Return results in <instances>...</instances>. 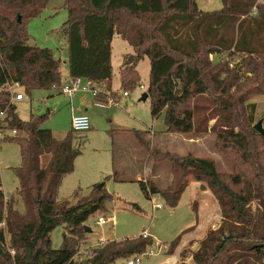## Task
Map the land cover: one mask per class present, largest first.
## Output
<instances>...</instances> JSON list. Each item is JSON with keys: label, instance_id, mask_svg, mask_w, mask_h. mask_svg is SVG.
Instances as JSON below:
<instances>
[{"label": "trees", "instance_id": "16d2710c", "mask_svg": "<svg viewBox=\"0 0 264 264\" xmlns=\"http://www.w3.org/2000/svg\"><path fill=\"white\" fill-rule=\"evenodd\" d=\"M49 1L0 0V113L5 112L0 131H15L19 140L16 193L25 207L20 213L18 199L6 197L0 178V264H115L146 253L152 245L150 236L141 235L87 247L88 221L109 211L115 197L101 182L90 186L87 195L76 190L74 203L59 199L62 182L81 154L74 147V134L57 141L41 126L48 115H31L24 121L10 102L17 85L27 92L62 91L85 79L111 89L115 35L134 51L123 58V93L136 86L137 66L147 57L150 77L145 93L152 117L165 114L166 134L215 131L223 151L249 167L244 172L236 164L233 174H222L213 160L160 152L144 138L153 135L151 130L134 131L138 144L148 151L147 161L153 159L151 175L165 161L173 167L166 187L150 179L136 181L142 192L149 199L159 195L176 208L191 182L207 183L218 200L222 223L199 242L192 254L195 264H264V135L254 129L259 120L264 126V111L254 102L264 97V5L257 0H222L220 10L205 12L198 0H65V77L62 60L50 49L28 45V24ZM199 97H208L215 108L196 104ZM199 112L206 114L197 118ZM214 119L216 124L209 126ZM106 179L123 181L116 168ZM60 226L65 232L56 250L51 234ZM180 239L166 255L174 254ZM187 253H180L179 264H186Z\"/></svg>", "mask_w": 264, "mask_h": 264}, {"label": "rangeland", "instance_id": "374dc122", "mask_svg": "<svg viewBox=\"0 0 264 264\" xmlns=\"http://www.w3.org/2000/svg\"><path fill=\"white\" fill-rule=\"evenodd\" d=\"M197 3L199 9L205 12L218 11L222 8V0H198ZM64 4L65 0H50L42 14L29 22L28 45L50 49L56 58L62 60V72L68 76L67 42L62 31L68 12ZM133 52V48L126 40L119 35L114 36L111 56L112 87L111 89L99 87L103 91L116 94L120 106L99 108L95 105V98L90 93L81 91L70 97L55 89H35L27 92L23 87L14 88L15 93L22 94L25 98L23 102L17 103V113L22 120H29L31 115H48L41 126L43 129L50 130L54 139L63 141L71 133L75 136L74 147L81 154L75 161L74 171L62 182L59 199H67L74 203L76 190L80 188L83 190V195H87L88 187L102 182L104 177L111 174L114 141L115 144L126 145L131 138L137 145L134 131L154 132L157 138L153 141L147 136L148 133L144 134V138L148 140L150 147L160 152L213 160L218 172L222 174H233L236 164L240 171L249 172L247 165H242L233 154L223 151L215 131L210 130L203 134H173L169 136V140L161 138L167 136L165 114L153 118L150 99L141 100L149 86L150 61L147 57L137 66L139 81L129 90L130 96H123L124 90L121 88L123 58ZM214 61H217L216 56ZM81 85H87V81L81 80ZM141 85L144 88H141ZM101 95L105 97L104 93ZM254 102L258 105L259 111H264V97L255 98ZM195 103L215 108L208 97H199ZM80 113L90 117L91 129L74 133L72 118ZM205 114L201 115L199 112L196 116L199 118ZM215 124L216 119L212 120L209 126ZM6 135L12 139H5ZM14 135L11 131L7 134L0 131V178L6 197L14 196L18 199V209L24 214L25 207L16 193L19 189V180L15 171L21 166V150L19 140ZM143 151L144 153L137 154V157L145 156L148 152L146 148H143ZM152 164L153 159H150L148 161L150 169ZM172 168L168 161L157 166L155 173L160 177L161 187L170 185L173 179ZM104 181L106 189L115 197V200L108 204L109 211L102 215L97 214L88 221L87 226L92 232L89 234L87 247L96 248L105 241L135 238L147 233L153 243L147 249L146 255L140 257V261L134 264H177L180 252L187 242L185 231L196 227L197 232L200 230L203 233L207 220L216 209V202L219 216L217 222L216 219L213 220L214 225L210 224L208 232L218 229L222 223V212L218 200L207 183H200L205 187L202 192L208 191L206 195H202V192L198 195L195 189L188 186L181 194L177 207L171 208L159 195H154L152 199L147 198L136 182L120 183L111 179ZM154 205L162 207L154 208ZM100 216L106 217L109 222L102 226L98 225L96 221ZM64 232L65 229L62 226L52 232L53 249L59 250L62 247ZM178 238L181 239L174 254L166 255L167 248ZM187 246V254L190 258L187 259L186 264H195L191 257L199 248V242L191 241ZM150 251H153L154 255H148ZM135 258L132 256L125 260H118L115 264H129V261Z\"/></svg>", "mask_w": 264, "mask_h": 264}, {"label": "crops", "instance_id": "0c3cea01", "mask_svg": "<svg viewBox=\"0 0 264 264\" xmlns=\"http://www.w3.org/2000/svg\"><path fill=\"white\" fill-rule=\"evenodd\" d=\"M63 75L66 77V75L64 73H63ZM101 87H103V86H101ZM24 99L25 98L23 97V99L21 101H18V102H23ZM18 102L14 103L16 105V108H17ZM16 112H17V109H16ZM82 114H85V113H80L79 115H82ZM24 120H26V119H24ZM152 134L153 135H150L148 137H151V139L153 141V139H156L157 137H156L154 132H152ZM166 135L167 136H163L161 138L169 140L170 139L169 136H172L173 134H166ZM128 140H129V143L126 145H124V144L118 145V144H115V141H114L113 157H112V163H111V167H112L111 174L113 173L114 168H116L123 181H115L113 179H111V180H113L115 182H120V183H134V182L139 181V180L150 179V180H153V182L156 185H159L160 184V177L158 176L157 173L151 175V169L148 167V161H147V156H146L147 152L145 153V156L142 155L141 157H137V154L144 153L143 147L140 146L139 144L136 145L135 142L131 138H129ZM111 174H109V175H111ZM109 175H107V176H109ZM106 177H104L102 182H105L104 180L106 179ZM99 183H101V182H99ZM96 184H98V183H96ZM105 184H106V182H105ZM92 185H94V184H92ZM199 185H200V188H199ZM189 187H191L192 189H195V191L198 192V195L203 190L202 186L199 182H191L189 184ZM202 193H203L202 195H206V193H208V191L202 192ZM218 216H219L218 215V204L216 202V209L213 212L212 216L207 220L206 225H205L206 226L205 231H203V233H201L200 230H199V232H197V230H196L197 228L194 227V229L192 231H189L188 233H186L185 235L187 237V242L184 244L181 252L183 250L188 249L187 245L190 244L191 241L200 242L206 236V234L209 230V226H210V224L213 223V220L216 219V222H217ZM213 225H214V223H213ZM188 258H190V255L187 256L186 261ZM179 262H180V259L177 262V264H179Z\"/></svg>", "mask_w": 264, "mask_h": 264}, {"label": "built area", "instance_id": "2783aa9c", "mask_svg": "<svg viewBox=\"0 0 264 264\" xmlns=\"http://www.w3.org/2000/svg\"><path fill=\"white\" fill-rule=\"evenodd\" d=\"M258 3H261L264 5V0H257ZM15 87H19L18 85ZM14 87V88H15ZM141 88H144L143 85L140 86ZM86 92L90 93L95 98V105L99 108H108L113 106H120L117 97H114L112 93L106 92L101 90L97 85L93 84L92 82H88L87 85L82 86L81 80H76L71 82L70 84L66 85L62 92L68 94L70 97L74 96L77 92ZM101 93H104L105 97L101 95ZM124 97L130 96L129 93H123ZM23 99L22 94H17L13 91L11 92V103H15L18 101H21ZM5 112L0 113V118H3ZM72 129L74 132H86L91 129V120L90 117L87 114L82 115H76L72 118ZM14 134H16L15 131H11ZM162 206L154 205V208H161ZM109 222V220L102 216L99 217L96 221V223L100 226L105 225ZM144 238L149 237L147 233H144L142 235ZM146 255V253L136 256L134 260L129 261V264H134L135 262L140 261V257ZM148 255H154L153 251H150Z\"/></svg>", "mask_w": 264, "mask_h": 264}, {"label": "water", "instance_id": "95a60500", "mask_svg": "<svg viewBox=\"0 0 264 264\" xmlns=\"http://www.w3.org/2000/svg\"><path fill=\"white\" fill-rule=\"evenodd\" d=\"M148 98V94L147 93H144L141 100L142 101H146ZM254 129L261 135H264V126H263V122L262 120L258 121L257 124L254 126ZM205 187L202 186V189H204ZM86 230L91 233L92 230L90 227L86 226Z\"/></svg>", "mask_w": 264, "mask_h": 264}]
</instances>
